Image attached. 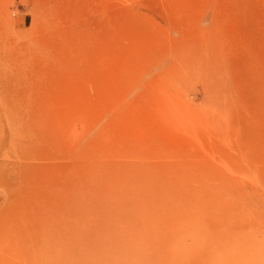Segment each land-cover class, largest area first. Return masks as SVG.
<instances>
[{
    "label": "rangeland",
    "instance_id": "1",
    "mask_svg": "<svg viewBox=\"0 0 264 264\" xmlns=\"http://www.w3.org/2000/svg\"><path fill=\"white\" fill-rule=\"evenodd\" d=\"M0 264H264V0H0Z\"/></svg>",
    "mask_w": 264,
    "mask_h": 264
}]
</instances>
